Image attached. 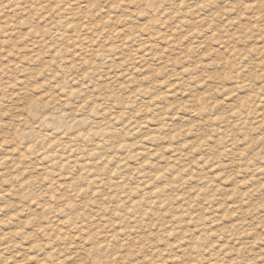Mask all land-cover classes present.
Listing matches in <instances>:
<instances>
[{"label":"rangeland","instance_id":"obj_1","mask_svg":"<svg viewBox=\"0 0 264 264\" xmlns=\"http://www.w3.org/2000/svg\"><path fill=\"white\" fill-rule=\"evenodd\" d=\"M0 264H264V0H0Z\"/></svg>","mask_w":264,"mask_h":264},{"label":"bare ground","instance_id":"obj_2","mask_svg":"<svg viewBox=\"0 0 264 264\" xmlns=\"http://www.w3.org/2000/svg\"><path fill=\"white\" fill-rule=\"evenodd\" d=\"M256 118V117H255ZM260 126V125H259ZM257 170V169H256ZM151 172V171H150ZM159 174V173H158ZM88 185V184H87ZM247 187V186H246ZM112 190V189H111ZM143 193V192H142ZM134 196V195H133ZM134 199V198H133ZM103 208V207H102ZM139 209V208H138ZM76 214V213H75ZM81 215V214H80ZM68 221V220H67ZM76 222V221H75ZM90 222V221H89ZM106 223V222H105ZM88 226V225H87ZM54 232V231H53ZM61 234V233H59ZM85 235V234H84ZM59 236V235H58ZM48 238V237H47ZM64 239V238H63ZM52 248V247H51ZM53 249V248H52ZM52 249H51V252H52ZM51 257V256H50Z\"/></svg>","mask_w":264,"mask_h":264}]
</instances>
